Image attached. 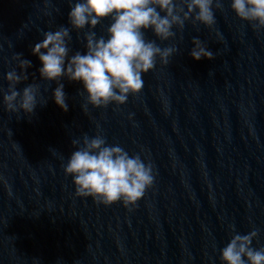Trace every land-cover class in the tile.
<instances>
[{
	"label": "water",
	"instance_id": "1",
	"mask_svg": "<svg viewBox=\"0 0 264 264\" xmlns=\"http://www.w3.org/2000/svg\"><path fill=\"white\" fill-rule=\"evenodd\" d=\"M68 11V0H0V87L19 53L31 67L17 88H38L31 116L0 104V264H220L230 223L241 234L259 228L253 246L264 245V30L237 19L229 0L212 27L187 21L163 42L146 30L178 50L167 65L157 59L139 94L83 112L82 86L64 79L62 111L31 49L68 26ZM83 31L70 33V55L84 53ZM193 37L213 59L189 56ZM98 130L153 166L134 206L78 197L63 173L71 141Z\"/></svg>",
	"mask_w": 264,
	"mask_h": 264
},
{
	"label": "clouds",
	"instance_id": "2",
	"mask_svg": "<svg viewBox=\"0 0 264 264\" xmlns=\"http://www.w3.org/2000/svg\"><path fill=\"white\" fill-rule=\"evenodd\" d=\"M68 3V26L44 31L31 53L40 62L39 77L56 82L51 96L62 111L68 110V104L61 81L66 79L82 86L83 112L88 105L93 108L123 105L130 95L141 92L142 76L156 66L157 59L163 65L169 63L177 47H160L155 40L145 38L146 30L150 29L159 41H167L176 35L174 29L182 31L187 21L212 27L216 23L214 11L223 8V0H68ZM229 9L253 30H264V0H229ZM105 19L109 23L97 35L94 29ZM72 31H83V54L76 51L70 55ZM191 44L189 56L193 60L213 59V52L199 37H193ZM12 60L16 66L4 75L7 88L0 87V104L8 112L31 116L37 106V85L30 83L17 88L28 80L26 69L31 67V61L19 53ZM71 143L74 150L62 167L64 175L71 177L76 196L91 197L105 206L119 202L128 208L153 185L152 164L140 153H129L119 144H109L99 130ZM227 230L229 239L219 249L220 264H264V245L253 246L259 228L253 226L241 234L230 223Z\"/></svg>",
	"mask_w": 264,
	"mask_h": 264
}]
</instances>
